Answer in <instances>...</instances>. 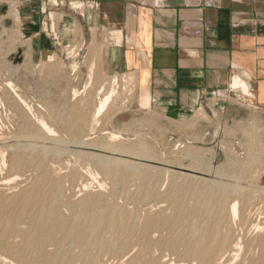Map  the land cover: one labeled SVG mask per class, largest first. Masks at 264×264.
Returning <instances> with one entry per match:
<instances>
[{"label":"rangeland","instance_id":"rangeland-1","mask_svg":"<svg viewBox=\"0 0 264 264\" xmlns=\"http://www.w3.org/2000/svg\"><path fill=\"white\" fill-rule=\"evenodd\" d=\"M31 29L20 19L13 4L9 7L0 1V195L16 199V195L38 183L46 186L55 180L63 188L60 212L69 218L81 211L83 201L106 200L108 204L125 206L135 193L150 189L154 195L146 204L128 206L135 213L131 256L137 255L147 240L154 258L164 256L165 260L181 261L185 260L188 247L186 238L197 235L189 212L204 209L206 198L216 200L229 194L223 199L229 203L237 200L243 215L234 227L239 229L235 234H240L244 247L235 264L246 257L259 259L264 249V230H256L258 225L264 228V126L257 110L248 106L253 98L232 90L233 95L212 101L214 106L228 102L239 110L245 109L243 113L249 111L243 119L231 121V114L212 108L213 116L209 109L201 108L186 119L172 120L162 110L151 107V93L144 80L139 82L130 73L112 74L107 59L112 47L109 43L89 44L76 39L57 45L35 44ZM118 35L120 45L121 34ZM113 89L116 91L112 101L91 128L96 107ZM42 122L55 133L49 135ZM84 139L86 143H82ZM108 143L119 155H147L157 164L143 162L131 169L135 177L127 183L118 177L113 181L114 176L103 172L94 157L97 152L93 151L101 149V145L107 147ZM18 161L28 162L27 169H17ZM202 172L209 177L200 179L198 174ZM206 179L227 184L231 192H214L209 196L204 192ZM171 195L177 199L173 200ZM179 217L181 224L171 225ZM131 256L112 259L115 261L110 263L127 264Z\"/></svg>","mask_w":264,"mask_h":264},{"label":"crops","instance_id":"crops-1","mask_svg":"<svg viewBox=\"0 0 264 264\" xmlns=\"http://www.w3.org/2000/svg\"><path fill=\"white\" fill-rule=\"evenodd\" d=\"M0 1L16 7L35 44L109 43L112 74L144 80L151 107L172 120L201 108L231 114V121L248 116L234 103H212L233 95L232 78L245 74L248 106L264 126V0Z\"/></svg>","mask_w":264,"mask_h":264},{"label":"bare ground","instance_id":"bare-ground-1","mask_svg":"<svg viewBox=\"0 0 264 264\" xmlns=\"http://www.w3.org/2000/svg\"><path fill=\"white\" fill-rule=\"evenodd\" d=\"M229 88L231 90H240L241 94L245 97H252V93H251L252 89L250 90L248 79L245 76V74L241 75L240 73L238 75H235L230 82ZM114 91L116 90L113 89L112 92H109L103 99H101L99 105L96 107V110L93 113L94 114L93 121H91L93 122V124L91 123V126L97 123L98 119L101 117L104 110L108 107V104H110V102L112 101L115 95ZM115 93H118V92H115ZM74 96H77V92H75ZM78 118L80 119V117ZM42 125H43V129L46 132L50 133L49 135H51L52 132L55 133V131L51 130L50 127L47 126L48 124H46V122L45 123L42 122ZM94 126L91 128H94ZM91 130H94V129H91ZM114 136L112 138L115 139L116 136L115 137ZM40 137L41 136H39V138ZM42 139H44V141H47L45 138H42ZM49 139L51 140V137ZM85 139L82 141V143L83 142L86 143ZM110 140L112 139L110 138ZM79 144H81V142ZM91 145H93V143ZM105 145L107 146L109 145V143ZM112 146L113 145L111 144V147ZM93 147H95V145H93ZM111 147L109 146L105 147L104 145H101V149L94 148L93 151L97 152L94 154V157H96L98 159V162L101 163L103 172H105V174L108 175L109 177L114 176V177H111L113 178L112 179L113 181H116L114 179H117V177L118 179L121 178L119 179L120 181L121 180H124L125 182L127 180L130 181L129 179H133L132 177H135V175L131 172V169L134 168V166L138 164H142L143 162H150V163L157 164V162L150 160L149 159L150 157H148L147 155L139 156V157H137L135 154L134 155L132 154L131 156H125V155L122 156V155H119L118 151L114 150ZM18 162H17V169H20V170H23L26 164H28V162L27 163L23 161L19 163ZM30 168H31V165L29 169ZM198 176L201 179V177L207 176V175L203 174L202 172V173H199ZM47 179L49 180L48 177H46V180ZM47 182L50 184L49 181ZM109 183H111V181ZM204 183L207 184L204 186L206 187L204 189V192L207 193L208 195L209 194L211 195L214 192H218V193L225 192L226 193L230 191V187L227 184H220L217 181L215 182V181H211L208 179H206ZM43 184L38 183L34 187L20 193L19 195H16L15 196L16 199L12 197L13 199L11 200V198H6L0 195V264H111L110 262L112 259L122 260L125 257L132 255L133 246H131L132 245L131 243L133 242L131 241V235L132 233L134 235V232L132 231V226L134 223L133 216L135 215V213L133 214V212L129 210L128 206L130 204H138V205L142 204L143 205V203H145V201L150 196L154 195L152 192H150L151 191L150 189L149 191L143 189L141 192L135 193L132 198L128 197L127 195V199L130 198V200L127 201V204L125 206H119V204L111 203V202L110 204H108V201L106 200H105L106 203L105 202L103 203V201L102 202L93 201L91 199L83 201L82 206H81L83 208L81 209V211L79 210L80 213L78 212L77 214H74V216L72 215L69 218H66L60 212V207H61V197L60 196L63 192L61 183L54 180L52 184L50 185L47 184L45 186ZM128 193L130 194V192ZM171 196L169 197L173 199V195ZM216 196L218 197V195ZM227 196H229V194L225 195L226 199L228 198ZM225 197L222 194V197L220 199L213 200L212 198H206L207 201L202 200L205 204L201 202L205 205L204 209H200V210L195 209L190 212L188 211L189 214L192 215L190 216V218L192 219L193 217L194 221L192 222H194L195 227H197V229L195 230L197 235L193 238H189V239L186 238L188 247L185 248L186 252L183 256L185 260L184 259L181 261H176L173 259L165 260L164 256H159V257L154 258L155 256L152 255L153 253L151 251V248L146 243L147 240H145V246L143 247L141 246V249L138 252V254L135 256H131L127 264H235V262H238L237 259L239 258L240 253L241 254L243 253L241 251H242V248H244L242 247V237L240 236L239 233H238L239 236L235 234L236 231H238L239 229L238 230L234 229L235 224L239 223L238 221L241 216L240 211H239V202L237 200L236 201L233 200L234 202L230 201L231 203H229L226 199H223ZM178 203L180 205V202ZM203 204H202V207H203ZM71 207L72 206H69V209ZM180 207L181 206H179V208ZM245 207L246 206H244V208ZM185 212H187V210ZM183 214L186 216L187 213H183ZM247 216L249 215L247 214ZM245 217L246 216L244 215V218ZM161 219H164V218H161ZM180 219H181L180 217L173 219L171 225L177 226V224H181ZM246 219H248V217L245 218V220ZM163 222H166V220ZM161 224H162V221H161ZM247 227H250V225ZM258 228L259 230L263 232L264 228H261L259 225L257 226L256 230ZM163 245L164 244L162 242V246ZM241 261L242 262L239 264H264V249L262 250V254L259 259L257 258L252 259L250 257L249 258L246 257L245 259Z\"/></svg>","mask_w":264,"mask_h":264}]
</instances>
